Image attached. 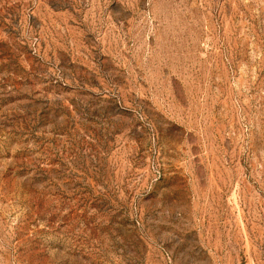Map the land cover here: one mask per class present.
Segmentation results:
<instances>
[{
    "label": "rangeland",
    "instance_id": "rangeland-1",
    "mask_svg": "<svg viewBox=\"0 0 264 264\" xmlns=\"http://www.w3.org/2000/svg\"><path fill=\"white\" fill-rule=\"evenodd\" d=\"M0 264H264V0H0Z\"/></svg>",
    "mask_w": 264,
    "mask_h": 264
}]
</instances>
